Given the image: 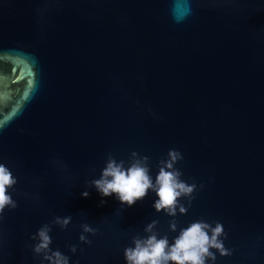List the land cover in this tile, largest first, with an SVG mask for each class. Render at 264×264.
<instances>
[{
    "label": "water",
    "instance_id": "obj_1",
    "mask_svg": "<svg viewBox=\"0 0 264 264\" xmlns=\"http://www.w3.org/2000/svg\"><path fill=\"white\" fill-rule=\"evenodd\" d=\"M170 149L198 188L184 215L157 213L151 190L128 207L90 185L133 151L154 181ZM0 163L17 179L0 264H48L30 239L44 224L69 264H126L153 220L169 244L219 222L233 251L214 264H264V0H0Z\"/></svg>",
    "mask_w": 264,
    "mask_h": 264
},
{
    "label": "clouds",
    "instance_id": "obj_2",
    "mask_svg": "<svg viewBox=\"0 0 264 264\" xmlns=\"http://www.w3.org/2000/svg\"><path fill=\"white\" fill-rule=\"evenodd\" d=\"M182 154L175 149L167 152V158L161 159L158 164V173L153 178L149 174L148 156H140L133 151L130 154V162L125 167L123 160L117 161L111 155L108 156L100 177L90 182L101 197L115 195L122 205L131 207L138 200H142L151 190L156 199L152 205L159 213L163 211L170 217L187 213L188 208L180 203L181 198L188 200V206L194 198L193 193L198 190L195 183L187 184L180 179L182 173L175 167L178 161L182 160ZM63 167V166H62ZM17 183L11 171L0 163V219L5 208L13 210L17 207L16 201L12 199L8 190ZM203 185H200L202 188ZM88 191H83L81 196L87 198ZM104 200L100 201L103 205ZM72 217H55L51 224L58 225L61 229L66 228ZM156 220L147 224L144 232L146 238L133 237V247L124 249L123 255L126 264H206V261L215 262L216 255L211 250L215 249L221 257L232 255V249L225 248L221 237L226 238L223 225L214 222V226L203 220L190 223L186 228L180 230L179 234L169 244L167 236L157 238L154 228ZM177 222L175 219L169 222V230L176 231ZM82 233L78 239L84 244H90L84 233L95 235L98 231L88 224L81 225ZM50 224L42 225L35 235L30 237L38 241L32 247L34 254L42 257L48 264H69V258L59 250L53 251L50 248L52 239L49 235ZM69 251L75 253L76 245H68Z\"/></svg>",
    "mask_w": 264,
    "mask_h": 264
}]
</instances>
